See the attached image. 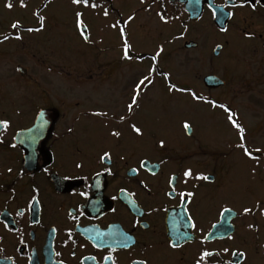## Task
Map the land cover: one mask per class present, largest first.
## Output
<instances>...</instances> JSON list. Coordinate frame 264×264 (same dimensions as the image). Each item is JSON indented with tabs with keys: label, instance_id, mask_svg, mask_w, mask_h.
<instances>
[{
	"label": "flooded vegetation",
	"instance_id": "flooded-vegetation-1",
	"mask_svg": "<svg viewBox=\"0 0 264 264\" xmlns=\"http://www.w3.org/2000/svg\"><path fill=\"white\" fill-rule=\"evenodd\" d=\"M212 1L230 15L224 32L234 28L240 41L253 43L258 66L264 65V0ZM0 2L7 10L9 3L21 5ZM207 12L214 17L205 3L202 15ZM15 22L0 33V44L17 39ZM48 64L49 88H43L39 103L32 104L31 96L23 104L13 99L19 92L30 95L38 74L16 73L0 83V120L9 121L7 128L0 126V264H196L204 250L213 255L201 264H264V218L259 217L264 201L229 192L246 163L248 170L264 172V145L255 146L260 152L247 147L258 160L243 149L191 152L197 139L191 136L174 142L182 141L181 151L167 152L164 138L143 136V115L152 111L142 99L146 90H139L129 111L134 90L126 86L118 111L115 90L95 94L100 85L89 84L94 77L87 76L78 82L86 85L81 89L87 95L68 96L63 68L55 73ZM53 74L60 77L55 84ZM110 81L103 86L117 84ZM41 112V127L31 130ZM237 139L238 145L249 143L241 134ZM104 152L109 157L101 160ZM188 169L192 175L185 177ZM229 209L232 216L224 214Z\"/></svg>",
	"mask_w": 264,
	"mask_h": 264
},
{
	"label": "rangeland",
	"instance_id": "rangeland-1",
	"mask_svg": "<svg viewBox=\"0 0 264 264\" xmlns=\"http://www.w3.org/2000/svg\"><path fill=\"white\" fill-rule=\"evenodd\" d=\"M94 1L101 5L93 8L89 3L85 6L70 0L51 1L42 12L43 27L33 15L43 0H30L25 7L15 5L10 10L0 2V33L14 19L25 27L39 29L31 32L21 29L19 39H8L0 44L1 84L2 80L16 78L18 66L26 68L27 73L38 74L31 80V94L24 96L19 92L13 98L16 104H21L24 97H35L32 104L44 98L42 90L48 87L45 78L50 62L54 72L63 68L66 73L61 78L65 80L63 89L68 96L82 95L81 88L86 85L78 82L93 76L94 81L89 84L100 85L95 94H102L103 89L115 90L120 111L126 86L135 88L143 76H150L151 62L154 67L156 60L157 74L152 75L151 84L145 82L141 88L146 89L142 97L144 105L148 110L152 108L143 115V136L154 134L164 138L169 142L165 147L167 152L181 151L182 141L178 146L174 142L188 137L185 122L182 123L186 121L193 128L190 136L197 138L191 152L240 154L242 150L237 147L240 134L248 139L246 147L256 149L255 146L264 145V65L258 66L253 43L240 41L239 32L234 28L231 32H220L209 12L197 22L187 21L185 17L161 20L158 13L171 9L167 1ZM77 12L82 13L81 20L89 33L88 42L77 27ZM129 16L133 18L128 20ZM117 21L121 23L113 28ZM124 26L127 39L120 33ZM125 40L131 50L127 60L123 50ZM188 41L197 42L198 47L186 48L184 44ZM217 44L223 45L219 56L213 54ZM207 74L226 80V86L206 88L203 78ZM57 78L60 77L53 74L50 82L57 83ZM110 78L117 84L105 88L103 85L108 86ZM130 81L132 86L127 85ZM173 84L175 89L169 91ZM84 93L87 95V91ZM220 105L232 108L233 119L243 128L242 133L228 120L229 112ZM240 115L243 117L237 118ZM252 142L254 145H250ZM239 178V184L230 185V193H239L245 201L247 197L264 201V172L248 170L246 163ZM259 217L264 218V214L260 213Z\"/></svg>",
	"mask_w": 264,
	"mask_h": 264
},
{
	"label": "snow or ice",
	"instance_id": "snow-or-ice-1",
	"mask_svg": "<svg viewBox=\"0 0 264 264\" xmlns=\"http://www.w3.org/2000/svg\"><path fill=\"white\" fill-rule=\"evenodd\" d=\"M72 2H73L74 4H84L85 6L88 5V0H72ZM245 2L250 3L251 0H242V4L245 3ZM256 2L259 3L260 0H256ZM6 6L9 7V8L12 7V5H11L10 3L7 4ZM21 6H22V7L25 6L24 3H23V0H21ZM241 6H242V5H241ZM253 6H254V5H253ZM91 7L95 8V7H97V5H96L95 3H92V4H91ZM104 14L107 15V14H108L107 11H105ZM158 15L160 16L161 20H164V19H165L164 15H162V14H160V13H158ZM81 16H82V13H80V12H77V13H76V17H77V27H78V28H82V27H83V22H82V20H81ZM132 18H133V17L129 16V17H128V20H131ZM43 19H44L43 17H40V20H41V27H43V24H42ZM120 23H121L120 21H117L115 24L112 25V27L115 28V27H117V25H119ZM124 23L126 24L127 21H125ZM18 27H19V22H15V23L12 24V28H13V29H16V28H18ZM37 30H39V29H32V28L27 29V31H30V32H31V31H37ZM120 33H121V36H122V37L125 35V33H124V29H123V28H120ZM81 34L84 35V32L82 31ZM8 38H9V37H7V36L4 37L5 40L8 39ZM16 38L19 39L20 37L17 36ZM85 39H87L86 36H85ZM129 48H130V45H129V44L127 43V41L125 40L124 45H123L124 58H125V59H130V57H129V53H128ZM161 50H162V49H161ZM158 54H159V53H157V55H158ZM153 59H155V57H153ZM149 71H150V72H151V71H154V69H150ZM145 82H147V83H149V84L152 83L151 79H150L149 76H147V75L143 76V77L139 80V82L136 83L135 88H134V94H133L132 97H131L132 103L129 104V105L127 106L129 111H131L133 105L136 104V102H137V98H138V96H139V94H140L139 90L142 88V86L145 84ZM175 87H176V86H175L174 84L171 85V87L169 88V91H172L173 89H175ZM194 98L199 99V97H195V96H194ZM220 107H221V108H225L224 105H220ZM225 111H228V112H229L228 120H229V121H230L235 127H237V128L240 130V132L242 133L244 130H243V128H242V127H241V126H240V125H239V124L233 119V115H234V114L231 113V111H230L229 109H227V108H225ZM97 114H98V115H107L106 113H97ZM120 119L123 120L124 117L121 116ZM8 124H9V121H7V120H0V126H2V127H4V128H7ZM184 127H185V129H187V128H189L190 126L187 124V122H185ZM132 128H133V130H134L137 134H140V133H141V129L138 128V127H136L134 124L132 125ZM38 134H39V133L37 132V135H38ZM112 134L115 135V136H119V135H120L119 132H113ZM241 140L243 141V136H241ZM160 143H161V145H163V141H160ZM237 147L243 149V152H244V154H245L246 156H249L250 158H253V159H257V160H258V157H253V156H252V152H250V151L248 150V148H247L243 143L237 145ZM255 151H256V152H260L261 150H260L259 148H257V149H255ZM107 157H109V153H108V152H104L103 156H101V160H104V159L107 158ZM140 163H141V166L143 167L145 162H144V161H141ZM77 167H80V165H77ZM9 171H11V169H9ZM133 171H135V170H133ZM191 175H192V173H191V169H188V170H186V171L184 172V176H185V177H189V176H191ZM196 178H197V179H201V178H203V179H207L206 176H205V177H201V176H199V175H198ZM170 183H171V181H170ZM172 191L174 192L175 189L173 188ZM169 194L171 195V193H169ZM81 195H85V196H86L87 193H81ZM180 195H181V197H183V196L185 195V193H180ZM187 195H188V196H191L192 193H187ZM225 211H227V210H225ZM243 211H244V213H249V212L251 211V209H249V208H244ZM261 211H262V214H264V210H261ZM194 226H195V225L193 224V227H194ZM249 227H252V225H249ZM171 246H172V247H176L177 245H176V244H172ZM224 251L227 252L228 249H224ZM212 255H213V253L210 252V251H207V250L202 251V252L200 253L199 259L196 261V264H201L202 261H204L207 257H210V256H212ZM106 258H107V259H111V256L106 257ZM113 264H115V261H113ZM142 264H146V262H142Z\"/></svg>",
	"mask_w": 264,
	"mask_h": 264
},
{
	"label": "water",
	"instance_id": "water-1",
	"mask_svg": "<svg viewBox=\"0 0 264 264\" xmlns=\"http://www.w3.org/2000/svg\"><path fill=\"white\" fill-rule=\"evenodd\" d=\"M179 1L185 5L186 11L189 13V18L193 21H198L201 18L203 14L204 5L205 3H207L215 12V16H214L215 25L220 30L226 29L227 22L230 18L229 13H225V11L221 7H218L217 5L213 4L212 0H179ZM81 29L84 32V36H86L88 39V32L86 26L83 25ZM185 46L187 48H193V47H197L198 43L194 41H189L185 44ZM221 49L222 46L220 45L216 46V48L214 49V54L219 55ZM20 71L22 73L26 72V70H24L22 67H20ZM203 81L205 86L209 88H219L225 85V81L214 74L206 75ZM39 120L40 117H38V121ZM187 131L190 134L192 132L191 127L187 128ZM226 213H228L229 216H232L231 209L228 212H225L224 214L226 215Z\"/></svg>",
	"mask_w": 264,
	"mask_h": 264
},
{
	"label": "trees",
	"instance_id": "trees-1",
	"mask_svg": "<svg viewBox=\"0 0 264 264\" xmlns=\"http://www.w3.org/2000/svg\"><path fill=\"white\" fill-rule=\"evenodd\" d=\"M25 1V0H23ZM177 8V9H175ZM184 12V9L182 5L179 3H176V5L172 8V10L169 13L163 12L162 15H164L165 19H175L181 16V14ZM125 33V32H124ZM126 36V34H125Z\"/></svg>",
	"mask_w": 264,
	"mask_h": 264
}]
</instances>
